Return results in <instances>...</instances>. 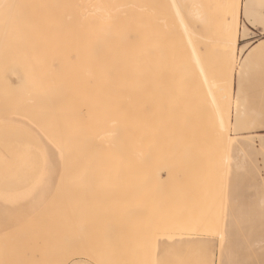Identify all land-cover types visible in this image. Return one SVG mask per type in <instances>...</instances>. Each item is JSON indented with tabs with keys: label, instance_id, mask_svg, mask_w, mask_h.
<instances>
[{
	"label": "bare ground",
	"instance_id": "bare-ground-1",
	"mask_svg": "<svg viewBox=\"0 0 264 264\" xmlns=\"http://www.w3.org/2000/svg\"><path fill=\"white\" fill-rule=\"evenodd\" d=\"M41 2V7H44L43 4L51 6L50 12L48 10L50 18L47 20L50 23L51 32H49L52 38L47 35L43 38L52 39L50 52L53 74H51L53 75L52 85L54 83L55 88L53 85L51 90L54 93H56L55 90L58 93L63 91V97L68 99V105L60 108L59 106L63 103H58L59 106L53 107L60 98L58 96L51 98L47 94L48 97L44 100H31L32 104L36 102L34 105L26 100L30 108L36 104L35 107L40 108L45 101H47L45 105L48 106L52 99H58L52 101L48 111L45 105L41 106L45 107L43 112L46 115L44 116H40L43 113L39 114L42 108H36L37 113L33 111L34 108H29L32 112L29 111L27 109L29 104L26 101L24 102L26 112L23 105H21L23 111H20L21 106L19 105L18 108V105L14 104L16 101H13V106L10 104L14 112L12 109L8 110L9 106L4 104L2 105L5 107H0L1 116L4 114L3 118L8 117L4 118L8 119L6 122L21 124L25 123L22 119H27L26 122L31 126L34 119L35 121L39 118L41 121L46 117L48 119L49 113L53 116L52 118L59 117H55L52 122L49 116L51 123L47 121L53 127L52 130L49 123L45 124L46 127L48 126L46 129L44 124L41 126H44L43 129L38 126L35 128L36 126L32 124L33 129L42 130L38 132L42 134V137H46L45 143L49 144L47 147L50 150L53 147L57 151L53 156H47L46 169L37 182L38 186L39 184L41 186H35V190L41 187V192L38 191L40 194L44 191L42 188L47 187L44 191L47 196L50 193L48 191H52L49 190V186L53 189L48 198L47 196L45 198V194H43L44 199L40 196L43 201L47 200L46 203L41 201L40 204L50 205L51 203L52 205V199H54V205V202L59 201L61 194H65L64 191L67 192L69 187H71L70 192L80 189L81 193H86L78 197L77 192H72L74 195L71 193V196L70 192H67L65 196L68 199L70 196L71 203L65 198L63 204L67 202L66 204L70 205L68 212L71 211V216L83 218L93 202L94 196L90 194L93 190H96L100 196L104 192L114 195L118 201L121 199L120 202H124V206L125 201L129 199L130 209L126 206L129 210L133 208L135 201L142 202L146 198L145 202H142L146 208L148 201V209L145 210L146 212L149 210V215L145 214L146 218L141 217L144 215H137L138 211L136 214L133 212L134 216L132 210L129 214L128 210H126L127 213L122 212L133 216L135 220L136 217H140L139 221L143 220V222L149 217L148 223L152 230L158 231L162 227V231L167 232L175 223L170 220L167 213L172 209L171 206H169L170 209L167 206V202L169 203L167 198L175 182H173L174 178L166 176V171L169 165L171 167L173 159H182L184 169L189 170L193 180L198 184L212 174V166L217 163L216 158L222 156H225V159L230 158V153L225 149L233 141L229 134L231 114L228 107L233 99L237 100L240 97L239 92L236 95L234 76L230 71L235 69L237 64L241 16L249 18L253 9L264 8V0H149L147 2L142 0H42ZM256 51H264V42ZM211 61L216 62L212 67L207 65ZM239 69L237 81H241ZM41 84L45 87L43 82ZM47 91L44 90L45 93ZM38 102L42 104L38 106ZM69 105L70 111L72 109L75 115L71 114L72 111L68 113V116L63 115V117H69L68 123L67 120L65 122V119H62L60 113L63 114L65 112L62 111L63 108L66 110ZM58 109H61L60 113ZM37 115L40 117L38 118ZM1 116L0 121H5ZM29 117L33 120L31 121ZM59 121H62L63 125ZM70 121H73L72 124ZM64 123L66 127L70 126L66 130L71 129L66 131L63 128ZM53 133L59 138L55 136L52 139ZM67 135L68 138L65 137ZM33 141L30 140L29 144L31 151L39 147L36 140L33 139ZM49 141L55 142V145L50 144ZM1 184L4 182L1 181ZM42 185L45 186L42 187ZM55 187L60 190H58V193L61 192L60 196L57 192L54 195ZM174 187L176 190L177 185ZM52 193L53 196H51ZM56 195L60 198L59 200L55 199ZM40 197L34 195L32 198L41 200ZM49 200L52 201L48 202ZM263 202L264 199L259 200L260 204ZM142 203L140 206H143ZM136 205L138 203L135 204V209ZM140 206H138L139 209H141ZM145 210L144 213H146ZM118 218L121 217H117V220ZM134 218L128 219L131 222ZM135 220L132 222L136 224V228L141 225L140 229L142 224L137 221L138 219L137 223ZM130 222L127 225L130 224L132 228H135ZM24 228L27 226L24 225ZM142 228L139 230L140 234L145 229V227L143 230ZM110 233L112 232H108ZM114 233L117 234V231ZM64 234L66 236L69 233ZM65 236L62 235L63 239ZM69 236L68 239L71 238ZM77 240L75 239V242Z\"/></svg>",
	"mask_w": 264,
	"mask_h": 264
},
{
	"label": "rangeland",
	"instance_id": "rangeland-1",
	"mask_svg": "<svg viewBox=\"0 0 264 264\" xmlns=\"http://www.w3.org/2000/svg\"><path fill=\"white\" fill-rule=\"evenodd\" d=\"M41 1L0 0V99H4L0 100V107L4 104L7 107L9 106L8 110L10 111L15 104L18 105V108L19 105H23L24 112H26L24 104L26 100L32 104L31 100L41 101L47 98L48 95L51 98L54 96L60 98L57 99L56 105L53 102V107L59 106L58 103H63L59 106L60 108L68 105V99L63 97V91L58 93L55 90L56 93H54L51 90L54 85V83L52 85V54L50 52L52 39H43L46 35L48 37L52 36L50 23L48 22L50 18L48 10L50 12L49 8L51 6L48 7L43 4L44 7H41ZM142 1L147 2L149 0ZM48 5L50 4L48 3ZM45 15L48 16L45 17ZM42 19H46L45 22ZM42 23L45 25L44 28ZM259 28L260 31L254 30ZM44 33L45 35H42ZM263 42L264 8L260 7L253 9L249 18L241 16L237 64L235 69L230 71L232 72L231 75L234 76L236 95L238 92L240 93L239 99H233L228 107L231 114L229 134L230 137L232 136L233 141L225 149L230 153V158L225 159V156L216 158L217 163L212 166V174L198 184L193 180L189 170L184 169L183 160L173 159L171 167L169 165L166 171V176L171 179L174 178V181H172L175 182L173 188L171 187L173 190L170 189L171 193L168 194L170 200L167 198V201H169L167 206L169 209V206H171L172 209L167 213L170 220L175 221V223L170 226L167 232L162 231V227L158 231L152 230L148 223V216V220L141 218L146 220L145 222L143 220L139 221L140 217H136V220L138 219L137 221L142 224L143 228L140 227V229L143 230L145 227L141 234L139 233V226L141 225L137 224L138 227L136 228V224L132 222L135 220L133 212L136 214V211H138L137 215H144L141 217L145 218V214L149 215V210L146 212L148 201L146 202L147 209L144 206L145 204L142 203L145 202L146 198L142 202L140 200H138L139 202L135 201L134 205H132L133 201L131 200L133 216L126 214V210H128V214L131 212L129 210V199L125 201L124 206V202H120L121 199L118 201L114 198V195L111 196L105 192L102 196L106 197L102 198L96 190L90 193L94 196L93 204H90L83 218L71 216V211L68 212L71 207L67 205V202L71 199V193L74 191H69L71 187L67 189V192H70L69 199L66 197L68 193L64 189L62 191L65 194H61V199L57 195L55 197V199H60L59 201H62V204L55 201L53 205L54 199L51 198L53 201L49 200L48 202L52 201V205L51 203L46 205L47 200L43 201L41 197H44L43 194H45L44 191L47 187L42 188V191L44 189L42 194L38 193L41 187L37 190L35 188L46 169L47 156H53L54 152L57 151L53 147L51 149L53 151H51L47 147L49 144L46 145L45 143L47 142L46 137L44 138L42 134H39L42 130L39 129L40 132H38L32 126L35 125V128L37 126L39 128L42 124L44 126L45 124L48 125L50 119L53 122L57 116L52 118L53 116L46 112L50 119L47 115L48 119L46 117L41 121L39 117L46 115L43 112L45 107L41 106L47 104V101L43 104L38 102V106L42 104L40 106L42 112L39 111V114H43L37 115L40 122L36 118L38 122L34 119L31 126L26 122V118V120L22 119L25 123L19 124L6 122L8 119L4 118L7 116L3 118L4 114L2 116L0 114L5 120L0 121V182H4L0 185V264H264V202L259 203L260 199H264V51H256ZM215 63V61H211L207 65L212 67ZM238 69L241 70V81H237ZM42 82L47 89H44ZM43 89L48 90L49 93H45ZM10 100L12 102H8ZM53 100L57 101L52 99L51 102L48 101V106L45 105L47 111L48 107L50 109L51 106L49 105ZM13 101L18 102V104L15 102L13 104ZM10 104L13 105L10 106ZM30 104L28 107L26 106L28 110ZM35 106H31L30 109L34 108L33 111L38 112L40 108ZM36 108L38 109L35 110ZM70 108L69 105V111L66 109L68 112L63 108L62 111H65L63 114L60 113L61 109H58L61 114L59 115L63 117L67 114L68 116V113L72 111V109L70 111ZM21 109L20 111H23L22 106ZM1 110L4 111L2 108ZM10 111L9 113H11ZM14 111L12 109V112ZM71 114L75 115L73 111ZM65 116L62 119H65L66 122L69 117L66 118ZM71 118L73 119L72 116ZM30 120L32 121L33 118H30ZM30 120L28 119V121ZM62 121H59L61 125H63ZM47 127L45 126V129ZM69 127H66V123H64L63 128L65 130ZM65 137L68 138V135ZM65 137L62 138L65 139ZM33 139L36 140L39 147H35V150L31 151L29 144L30 140L33 141ZM51 141H49L50 144L55 145V142ZM51 176L56 177L54 174H51ZM175 185H177L176 190L174 189ZM39 186L41 185L39 184ZM49 190L53 191L50 186ZM58 190L55 187L54 195L56 192L58 193ZM52 191H48L49 194ZM32 192L36 197L41 196V200L33 199ZM76 192L73 193H76L78 197L82 196L80 194L86 193L84 191V193H81L80 189ZM78 192H80L79 195ZM59 193L58 196H60ZM46 196L47 194H45V198ZM51 196H53V193ZM63 196L65 197L63 198ZM73 199L76 200L75 197ZM64 200L67 201V204L65 202L63 204ZM108 200L110 201L108 202ZM41 201L45 202V205L40 204ZM56 202L59 203L56 204ZM69 202L71 203V200ZM136 203H138L136 205L137 210L134 208ZM140 203L143 206H140ZM173 204L174 207H172ZM138 206L142 210L146 209V213ZM168 208L167 211H169ZM125 215L129 216L130 219H134L130 222ZM102 216L103 219L101 220ZM117 217L121 218L117 220ZM127 221L132 223L135 228H132L130 224L127 225ZM52 222L54 223L52 224ZM43 223H46L45 226ZM24 225L27 228H24ZM114 230L117 231V234L114 233ZM108 232L112 233L108 234ZM64 233H69L71 238L68 239L69 234H66V236L68 235L66 237ZM148 234L150 237L147 236ZM57 235L58 238H56ZM62 235L65 236V240ZM37 239L38 241H36ZM75 239H78L77 242H75ZM65 243L67 245L69 243V245L67 246ZM157 249L159 250L157 251ZM30 257L36 259L33 258V260Z\"/></svg>",
	"mask_w": 264,
	"mask_h": 264
},
{
	"label": "crops",
	"instance_id": "crops-1",
	"mask_svg": "<svg viewBox=\"0 0 264 264\" xmlns=\"http://www.w3.org/2000/svg\"><path fill=\"white\" fill-rule=\"evenodd\" d=\"M254 30H258V31H260L261 29L259 28V29H254Z\"/></svg>",
	"mask_w": 264,
	"mask_h": 264
}]
</instances>
